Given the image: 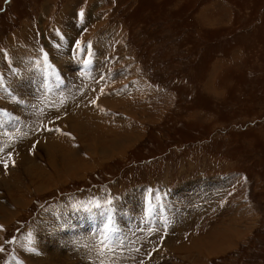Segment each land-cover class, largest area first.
I'll return each instance as SVG.
<instances>
[{
  "label": "rangeland",
  "instance_id": "374dc122",
  "mask_svg": "<svg viewBox=\"0 0 264 264\" xmlns=\"http://www.w3.org/2000/svg\"><path fill=\"white\" fill-rule=\"evenodd\" d=\"M18 62L33 73L14 86ZM76 77L71 114L47 109ZM0 99V264H38L40 218L78 211L102 213L64 230L75 254L93 235L84 264H264V0H0ZM39 122L80 166L3 163Z\"/></svg>",
  "mask_w": 264,
  "mask_h": 264
},
{
  "label": "bare ground",
  "instance_id": "6f19581e",
  "mask_svg": "<svg viewBox=\"0 0 264 264\" xmlns=\"http://www.w3.org/2000/svg\"><path fill=\"white\" fill-rule=\"evenodd\" d=\"M53 60L55 61L56 60V58H53ZM57 62H61L60 60H62V62H65V59L63 60L62 58H57ZM95 63V62H94ZM18 65H17V68H18V75H17V77H16V81H13V84H14V86H16V85H18L19 83H20V80H21V76L24 74V73H26L27 71H30L31 73H33L32 72V69H31V67L29 66V64H25V63H22V62H18L17 63ZM16 67V66H15ZM17 70V69H16ZM40 75H41V73H39ZM38 75H37V73H35V74H33V77H37ZM39 77V76H38ZM14 78V77H13ZM12 81V80H11ZM69 81H71V78H70V80ZM89 87H91V86H89ZM84 88H85V86H84V84L82 83V82H80L79 80H78V77H76V80H75V83L73 84V88H71V90L72 91H76V92H73V93H71V92H66V93H59L57 96H56V99H57V103L56 104H51V105H48L47 106V104L45 103V102H43V104H44V106L48 109V108H51V107H59V110L58 111H56V113L55 112H52V115H53V113H55V114H57V115H61V114H59V113H62V114H64V113H67V114H71L68 110L69 109H71V108H74V104H73V102L76 100V96H75V94H79V92H83L82 90H84ZM16 90V89H15ZM4 93H6V94H9V90H7L6 88L5 89H3L2 90ZM79 91V92H78ZM18 98V97H17ZM33 100V99H32ZM35 100V99H34ZM84 100V99H83ZM16 101L17 100H15L14 101V104L16 105ZM81 101H82V99H81ZM0 102L2 103H0L1 105H5L6 103L5 102H2L1 101V99H0ZM85 102V101H84ZM38 103H39V101H38ZM13 104H9V105H6V110L8 111L7 112V114H8V116H11L12 117V115L10 114L11 112H13L14 111V107L12 106ZM40 105V104H39ZM76 105V104H75ZM80 107V106H79ZM82 107H83V105H82ZM86 108V107H85ZM13 110V111H12ZM65 110V111H64ZM11 111V112H10ZM25 111V110H24ZM73 112V111H72ZM31 114V112L29 113L28 112V114H27V112H26V114L25 115H30ZM22 115H23V112H22ZM24 115V116H25ZM27 116V117H28ZM55 115H53V117H54ZM33 119V118H32ZM38 120H40V119H38ZM0 121H1V113H0ZM32 121V120H31ZM29 122V121H28ZM60 122L62 123V124H65V122H66V117H64V119H62V120H60ZM37 123V122H36ZM31 123H29V125H30ZM39 125H37L36 127L39 129V127L41 128V138H39V140H37L36 139V137L33 135L34 134V132H32L33 134L31 135H28L29 136V139L25 142H23L22 140H20V139H16V141L13 143V144H11V145H8V143L7 144H5V149L8 151L7 152V154H6V156H5V159H6V161L8 162V164L6 163V162H3V163H5L7 166H8V168L9 167H11V168H14L15 167V164H23V163H27V161L29 160V159H34L35 161H36V159H38L37 158V156L40 154V153H42L43 155H44V157L47 159V161L49 162V164L52 166V167H56V166H62V165H68L69 167H70V165H72L73 166V164H70L71 163V160H76L78 163H76V166H80V164H82L81 162L82 161H84V158L86 157V156H88L87 155V153H83V155H82V153H81V151H82V146L80 145V146H78V148H75V146L76 145H78V143H75V145H74V148L75 149H73L72 148V143L70 142V143H62L61 141L62 140H60V138H57L56 136L54 137V136H49V131H45V130H47L48 128H46L45 126H40V125H42V122H39L38 123ZM24 125V124H23ZM28 125V126H29ZM44 125V124H43ZM65 127V126H64ZM43 128V129H42ZM36 129V128H35ZM34 129V130H35ZM30 131V130H29ZM25 132V131H24ZM18 133V132H17ZM21 133V132H20ZM26 133V132H25ZM125 136V135H124ZM60 137V136H59ZM9 138H12V139H14L12 136H10ZM25 138V137H24ZM38 138V137H37ZM27 139V138H26ZM77 139V138H76ZM119 139V138H118ZM0 140H2L1 138H0ZM6 140V139H5ZM7 140H9V139H7ZM64 141V140H63ZM120 141V140H119ZM7 142V141H6ZM58 142H60V143H62L63 144V148L62 149H59V143ZM124 142V141H123ZM3 143H4V140H3ZM0 146H1V143H0ZM122 147V144H120L119 145V147ZM9 148V149H8ZM11 149V150H10ZM20 149V150H19ZM36 150H39V152H38V155H37V152H36ZM114 151L116 152V149H115V146H113V147H111V148H108V149H98V151H96V155H101V157L102 158H104L105 156H107V157H109V156H112V154H114ZM2 155V154H1ZM9 155H10V157H9ZM93 156H95V155H93ZM91 157V156H90ZM93 158V157H92ZM91 158V159H92ZM90 160V159H89ZM99 160H102V159H99ZM32 161V160H31ZM81 161V162H80ZM5 165V166H6ZM45 165V164H44ZM48 165V164H47ZM6 166V167H7ZM29 166H31V165H29ZM40 166V165H39ZM71 166V167H72ZM68 167V168H69ZM70 167V168H71ZM74 167V166H73ZM7 168V169H8ZM32 168V167H31ZM58 168V167H57ZM78 168V167H77ZM10 169V168H9ZM25 169V168H24ZM44 169V168H43ZM69 170V169H68ZM71 170V169H70ZM44 171V170H43ZM43 171H37V173H38V177H42V176H44V175H46V176H50L52 173L51 172H49V175H47L46 173H44ZM60 172H62L63 173V171L62 170H59ZM79 171V170H78ZM11 172V171H10ZM55 172H56V170H55ZM51 173V174H50ZM59 173V172H58ZM68 175H69V173H68ZM37 177V176H36ZM3 184H5V182L2 180V179H0V186H3ZM209 186V185H208ZM45 187V185H41V186H38L37 187V189L38 190H42L43 188ZM1 189V188H0ZM9 190V189H8ZM136 195V194H135ZM194 195V194H193ZM164 196V195H163ZM168 196L171 198V199H173L172 198V196H171V194L170 193H168ZM175 196V195H174ZM185 196V195H184ZM198 197V196H197ZM191 198V197H190ZM190 198H187V200H190ZM125 199V198H124ZM128 199V198H127ZM191 199H193V198H191ZM165 200H167V199H165ZM182 200H183V198H182ZM201 200V199H200ZM137 201V203L139 202V198L138 199H135V201H133L134 203ZM173 202L170 204V203H168V205L167 206H172V207H174L175 206V203H174V200H172ZM177 201V200H176ZM3 202V201H2ZM127 207L126 208H122V207H115V208H110L111 210H115V212H116V210L117 209H119L117 212H119V211H121L122 213H125L126 211V213H128V210H132L133 208H136V207H134L135 205H134V203H133V205H130V202L127 200ZM167 202V201H166ZM198 202V201H197ZM4 203V202H3ZM143 203V202H142ZM196 203V202H195ZM20 203H17L16 204V206L18 207V205H19ZM124 204H125V202H124ZM123 204V205H124ZM182 204V203H181ZM186 204V203H185ZM188 204V203H187ZM191 204H192V202H191ZM197 204V203H196ZM140 205V204H139ZM180 205V204H179ZM111 206H113V205H111ZM141 206V205H140ZM139 206V207H140ZM149 206V205H148ZM166 206V207H167ZM191 206V205H190ZM150 207H152V206H150ZM164 207V206H163ZM180 207V206H179ZM184 207V206H183ZM153 208V207H152ZM182 208V207H181ZM196 208V207H195ZM194 208V209H195ZM15 208H9L8 207V210H14ZM126 209V211L124 212V210ZM137 209V208H136ZM140 209V208H139ZM150 209V208H149ZM190 209H193V208H190ZM4 210H6V209H4ZM97 210V209H96ZM150 211H152V209H150ZM169 211H170V213H173L172 211V209H169ZM182 211V210H181ZM191 211V210H190ZM16 212H18V211H14V212H12V213H4L5 214V216L4 217H6L7 215L9 216V218H11V215L10 214H14V213H16ZM82 212V211H81ZM80 211H78L77 212V215L76 214H72V213H70L71 215H67V213H64V214H62V216L61 217H54V218H51V220H50V222H49V218H48V216H47V218H46V220H44L43 218H40V221L38 222L39 224H40V227L42 228V233L41 232H39L38 234H37V238L35 239L36 241H34V243H33V250L35 251H37L36 253H37V256L33 259L34 261H36L38 264L39 263H42V262H45V263H54V264H84V258H86V257H89V255H91V252L93 251V247L95 248V250L97 249L96 248V246H97V243L95 244V242H93L92 241V236L91 235H87V233L85 232V233H83V235L84 236H81V238H80V236H78V238L79 239H85V241L86 240H88V242H92L93 243V245H89L90 243H86L85 244V248H83V250H81L79 253H77V254H75V253H71V251H72V248L70 247L69 248V251H68V249H67V244H65V241H64V237H65V235H64V230L66 229V228H68L69 227V225H71V224H73V223H75L79 218H84V217H92L93 218V216H99L100 217V215L102 214L101 213V211H96V212H94V211H92V212H90V214H83V213H81ZM116 212V213H117ZM132 212V211H131ZM49 213V212H48ZM89 213V212H88ZM175 213V212H174ZM174 213L172 214V215H174ZM50 214V213H49ZM48 214V215H49ZM176 214V213H175ZM121 215V214H120ZM123 215V214H122ZM121 215V216H122ZM148 215L150 216V217H152L153 218V216L151 215V214H149L148 213ZM178 216H180V215H178ZM99 217H97V221H96V219L95 220H91V221H96V222H94L95 224H98L99 222H98V218ZM146 217V216H145ZM148 217V216H147ZM182 217V216H181ZM78 218V219H77ZM77 219V220H76ZM94 219V218H93ZM123 219V218H122ZM154 220V219H153ZM156 220V229H157V227H158V222L157 221H161V220H159L158 218L157 219H155ZM75 221V222H74ZM90 221V222H91ZM100 221V220H99ZM138 221H140L139 220V217H138ZM92 223V222H91ZM106 223V222H105ZM103 225V224H102ZM108 225V224H107ZM137 225V224H136ZM97 226V225H96ZM91 227V226H90ZM89 227V228H90ZM92 227H93V225H92ZM112 227V226H111ZM151 227V226H150ZM154 227V226H153ZM93 229V228H92ZM126 229V228H125ZM152 229V228H151ZM237 229V228H236ZM235 229V227L233 226V227H229V230H230V235L231 236H229V235H223L222 236V238H223V240L221 241V243L220 244H222V242L223 243H225V242H229L228 241V239H230V237H232L233 239H234V235H236L235 233H233L232 231H235L236 230ZM56 230V232H54ZM95 230V229H94ZM105 231V230H104ZM107 232H108V230H106ZM109 231H111V230H109ZM218 231V230H217ZM239 231V230H238ZM92 232H93V230H92ZM98 232H100V231H98ZM124 232V231H123ZM225 232V231H224ZM223 231H222V233H224ZM95 233V232H94ZM118 233V232H117ZM116 232H115V234H112V235H109V237L108 236H104L105 238L106 237H108L107 239L111 242L112 240H119V238H122L121 236H120V234H117ZM217 233V232H216ZM220 233V232H219ZM91 234H93V233H91ZM143 234V233H142ZM166 234H168V233H166ZM215 234V233H214ZM213 234V235H214ZM218 234V233H217ZM221 234V233H220ZM220 234H218V235H220ZM114 235H115V238H114ZM144 235V234H143ZM169 235V234H168ZM212 235V234H211ZM238 235V234H237ZM145 236V235H144ZM157 236V235H156ZM236 237V236H235ZM99 238V237H98ZM97 238V239H98ZM199 238H201V237H199ZM221 238V239H222ZM96 239V238H95ZM100 239H102V238H100ZM211 239H213V237L211 238ZM216 239V238H215ZM232 239V240H233ZM121 240V239H120ZM151 240V239H150ZM217 240V239H216ZM231 240V241H232ZM100 241V240H99ZM102 241V240H101ZM122 241H124V240H122ZM146 241H149V239L148 238H144V240H143V242H146ZM104 242V241H103ZM125 243V242H124ZM123 243V244H124ZM197 244H199L198 243V241L196 242ZM218 242H216V244H217ZM101 244V242H99V245ZM216 244H211L210 246H212L213 248H214V250H222V247L221 246H217L216 247ZM63 245V246H62ZM96 245V246H95ZM108 248V247H107ZM98 251V250H97ZM136 252V251H135ZM146 252V251H145ZM35 253V254H36ZM67 253V254H66ZM138 253V252H137ZM82 254V256H80V257H77L76 255H81ZM98 254L99 255H97V257H105V254H104V251L103 252H100V251H98ZM124 254H121V256H123ZM142 255V254H141ZM28 256V255H27ZM34 256V255H33ZM92 256V255H91ZM121 256H116V259L115 260H118V258L119 257H121ZM124 256H126V255H124ZM129 256V255H128ZM29 258V257H28ZM32 258V257H31ZM79 260H82V262L81 261H79ZM32 262V261H31ZM35 262V263H36ZM34 264V263H33ZM148 264V263H147Z\"/></svg>",
  "mask_w": 264,
  "mask_h": 264
}]
</instances>
